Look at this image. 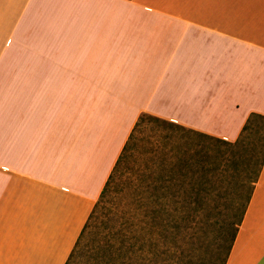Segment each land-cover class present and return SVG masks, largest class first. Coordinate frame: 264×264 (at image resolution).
I'll return each mask as SVG.
<instances>
[{"label":"crops","instance_id":"0c3cea01","mask_svg":"<svg viewBox=\"0 0 264 264\" xmlns=\"http://www.w3.org/2000/svg\"><path fill=\"white\" fill-rule=\"evenodd\" d=\"M142 113L236 141L264 0H0V264H66ZM227 264H264V166Z\"/></svg>","mask_w":264,"mask_h":264},{"label":"rangeland","instance_id":"374dc122","mask_svg":"<svg viewBox=\"0 0 264 264\" xmlns=\"http://www.w3.org/2000/svg\"><path fill=\"white\" fill-rule=\"evenodd\" d=\"M261 125L262 121L257 120L255 127L244 134L241 144L231 149L197 133L147 118L126 151L109 201L100 211L95 227L86 229L80 241L81 249L71 264H119L121 242L129 236L131 213L138 193L154 188L150 183L159 181L157 186H164L165 189L191 187L187 183L178 185L173 182L162 185L166 177L179 176L180 168L175 167L174 163L181 157L180 151L187 146L200 150V157L210 150H215V153L221 150L230 159L219 170L218 181L204 185L212 193L204 203L210 211L203 215V223H191L186 248L188 261L184 262L178 257L177 264H220L218 244L222 237L221 227L234 216L235 206L246 201L252 187L250 177L258 169L262 158L264 131L261 133L258 129ZM167 153L169 160L166 165L163 160ZM223 169L226 171L221 172ZM172 245L175 246L174 243ZM177 245H180V241ZM180 252H176L177 255L180 256Z\"/></svg>","mask_w":264,"mask_h":264},{"label":"trees","instance_id":"16d2710c","mask_svg":"<svg viewBox=\"0 0 264 264\" xmlns=\"http://www.w3.org/2000/svg\"><path fill=\"white\" fill-rule=\"evenodd\" d=\"M147 118L159 122L162 121L177 126L180 129L197 133L216 144L226 145L229 148L231 147V149L241 144L244 134L255 127L257 120L262 121V125L258 128L259 131L261 133L264 131V115L259 113H252L249 116L240 137L234 142L197 130L184 128L171 121L148 113H142L66 264H71L72 259L80 251V241L86 229L95 227L100 211L105 207L111 197L112 191L116 187L118 177L121 173L120 166L126 156V151L130 149V144L134 140L136 131ZM214 151L210 150L204 157H200V150L192 146H187L180 151L182 155L174 163L175 167L180 168L178 170L179 176L170 175L162 181V185H168L169 182L178 185L187 183L191 185L190 188L165 189L164 186H157L160 183L159 181L158 183H150L154 188L145 189L138 193L135 200V207L131 213L129 236L121 242L119 264H177L179 258L184 262L188 261L186 248L189 242L190 225L194 221L203 223V215L210 211V209L204 206V203L212 193L209 188H204V185L218 181L219 170L222 167L224 168L226 162L230 159L229 155L224 151L218 150L216 153ZM210 152L212 155H209ZM168 157L167 153L166 159L163 160V163L166 165L168 163L167 160H169ZM258 165V169L250 177L252 187L246 201L235 206L234 216L231 219L228 218L223 226L221 225L222 237L218 244L220 264H227L232 252L251 201L255 184L264 166V148L262 149V158ZM225 171V169L221 170V172ZM180 178L183 180L180 181ZM178 241H180L179 246L177 245ZM172 242L175 246L172 245ZM179 250H181L180 256L176 253Z\"/></svg>","mask_w":264,"mask_h":264}]
</instances>
